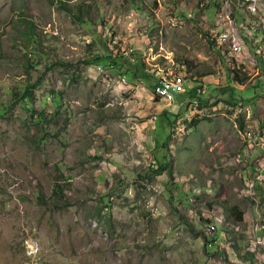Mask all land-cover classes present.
<instances>
[{"label": "rangeland", "instance_id": "374dc122", "mask_svg": "<svg viewBox=\"0 0 264 264\" xmlns=\"http://www.w3.org/2000/svg\"><path fill=\"white\" fill-rule=\"evenodd\" d=\"M263 17L264 0H0V264H264ZM169 74L171 102L153 92Z\"/></svg>", "mask_w": 264, "mask_h": 264}, {"label": "trees", "instance_id": "16d2710c", "mask_svg": "<svg viewBox=\"0 0 264 264\" xmlns=\"http://www.w3.org/2000/svg\"><path fill=\"white\" fill-rule=\"evenodd\" d=\"M74 5H75V10H76V13H74V15L77 18H80V15L85 10V7H84L85 5L82 4V3H76ZM19 35L25 41L26 45L25 44L24 45H25V47L28 50H31L29 46H34V48L37 49L38 44H39L40 37H39V35H38L37 31H36L35 24H34V22L32 20H30V19H24L22 21V25H21V28H20ZM140 55H141V53L138 52L137 53V59H138L137 66H139V67L142 68L143 67V62H142V60L140 58ZM92 61L93 62H97V63L98 62L99 63H102V62L103 63H107L106 65H112V64L121 65V64H123L121 61H117L115 59L113 61H111V56H109L107 54L100 55V56H96L95 58L92 59ZM229 72L231 74H233L234 80H236L237 82H239L241 84L244 82V80L241 77H239V75H238L240 73L238 69L234 68L232 70H229ZM131 73H132V70L130 69V71H129V69H127V71L124 73V75L127 76L129 74V78L130 79L131 78L133 79L134 77H137L139 75L142 76V75L145 74V72H143V71L142 72H139V71L135 72L134 71L132 74ZM147 78L149 80L152 79V78H149V76ZM161 82H162V80H161ZM160 85H162V83H160ZM156 89H157V87H156ZM156 89H155V93L158 96H160V94L156 92ZM13 100H14V102L21 101L22 102V105L24 106L25 109L33 112V108L34 107H33L32 90H31V87H29L28 85L25 86L24 91H23V95H22L21 99H18L17 97H14ZM4 107H7V106H4ZM5 110H6V108L3 109L4 112H5ZM162 160H165V158L162 157ZM165 166H169V164L166 163ZM162 168L164 169V166H162ZM172 189L173 188L168 189L167 192H168V195L170 196V200H173V202H174V201H176V196H175L174 191ZM55 191H56V193H60V190L59 189L58 190L56 189ZM39 198H41V195L39 196ZM233 209L237 213V215H236L237 222L242 221V219H243V213H242V211H240L236 207H234Z\"/></svg>", "mask_w": 264, "mask_h": 264}, {"label": "clouds", "instance_id": "9594fccd", "mask_svg": "<svg viewBox=\"0 0 264 264\" xmlns=\"http://www.w3.org/2000/svg\"><path fill=\"white\" fill-rule=\"evenodd\" d=\"M226 15H228V14H226ZM228 16H231V15H228ZM231 19L234 21V22H236V19L233 17V16H231ZM264 20V17L261 19V21H263ZM225 30H223L222 31V33L224 32ZM261 32V29H257V33H260ZM262 33V32H261ZM263 34V33H262ZM261 37V39L262 40H264V35H262V36H260ZM221 38V37H220ZM249 43V45L251 44L250 43V40L249 39H246ZM263 45H264V43H262ZM254 49V48H253ZM260 57H261V59L263 58V61H264V57L262 56V55H260ZM99 68H101V70H100V72H103L104 71V69H103V67L102 66H99ZM162 76H164V75H162ZM162 76H160L159 77V82H158V84L155 86V88L153 89V92H154V94L157 96V97H159L161 100H164V101H167V102H171L172 100H173V97H174V95H173V97H172V99H170V100H166V99H162L160 96H158L156 93H155V89H156V87L161 83V80H162ZM124 80H125V78H123ZM198 100H199V98H193L192 100H190V103H193V104H197L198 103ZM195 101H196V103H195ZM261 149H263V148H261ZM263 172H264V170H263ZM260 183V182H259ZM260 186L261 187H264V181L262 182V183H260ZM248 187V186H247ZM254 193H255V190H253V194L252 195H254ZM255 195H256V193H255ZM213 228V227H212ZM39 251H40V247H39V244H37V243H33V244H27V248H26V254H27V256H28V258L30 259V261H32V262H34V261H36V260H38L39 258H38V254H39Z\"/></svg>", "mask_w": 264, "mask_h": 264}, {"label": "bare ground", "instance_id": "6f19581e", "mask_svg": "<svg viewBox=\"0 0 264 264\" xmlns=\"http://www.w3.org/2000/svg\"><path fill=\"white\" fill-rule=\"evenodd\" d=\"M226 33H223L222 36H225ZM236 37V36H235ZM238 47V46H237ZM262 51V50H261ZM264 55V54H263ZM101 70V68H99ZM162 87L164 89H171V88H176L178 86V81L172 79L170 77V74L168 76H162ZM156 92L160 94V97H163V90H161L159 87H157ZM173 95H167L166 100L172 99ZM196 103V102H195Z\"/></svg>", "mask_w": 264, "mask_h": 264}, {"label": "built area", "instance_id": "2783aa9c", "mask_svg": "<svg viewBox=\"0 0 264 264\" xmlns=\"http://www.w3.org/2000/svg\"><path fill=\"white\" fill-rule=\"evenodd\" d=\"M229 25H231V24H229ZM226 31H227V36L231 39V30H226ZM181 85H182L181 84V79L179 78V83H178V86L176 88L164 89L162 87V85H160V84L157 87H159L161 90H163V97H162V99H165L167 95H173V92L178 91V90H181ZM260 146H261V144H260ZM258 179H259V182L262 183L264 181V175L259 176ZM249 184H255V183L249 182L248 185Z\"/></svg>", "mask_w": 264, "mask_h": 264}]
</instances>
